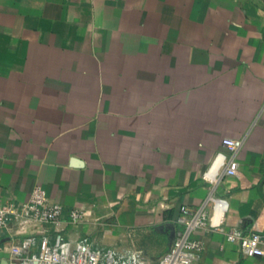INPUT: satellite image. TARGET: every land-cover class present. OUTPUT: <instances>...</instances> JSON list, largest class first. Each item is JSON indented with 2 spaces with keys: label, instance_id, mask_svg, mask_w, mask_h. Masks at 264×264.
I'll list each match as a JSON object with an SVG mask.
<instances>
[{
  "label": "crops",
  "instance_id": "obj_1",
  "mask_svg": "<svg viewBox=\"0 0 264 264\" xmlns=\"http://www.w3.org/2000/svg\"><path fill=\"white\" fill-rule=\"evenodd\" d=\"M225 137L241 141L238 173L211 184ZM35 185L62 205L65 238L150 264L180 207L224 199V231L191 233L192 264H264L224 234L264 235V0H0V204ZM41 232L10 222L0 264Z\"/></svg>",
  "mask_w": 264,
  "mask_h": 264
},
{
  "label": "built area",
  "instance_id": "obj_2",
  "mask_svg": "<svg viewBox=\"0 0 264 264\" xmlns=\"http://www.w3.org/2000/svg\"><path fill=\"white\" fill-rule=\"evenodd\" d=\"M225 152H217L210 167L203 174V179L211 184L218 176H237V152L241 141L229 137L221 140ZM210 203V209H205ZM227 209L224 199L209 195L204 204L196 209L182 206L176 218L181 227L176 231L169 250L163 254L156 264H192L203 250L199 240L191 238V233L200 229L224 231L223 221ZM69 224L78 226L86 220V212L80 208L69 211ZM63 207L58 202L51 201L46 191L35 185L29 198L23 203L0 204V235L10 222L21 226L36 222L49 225L52 236L46 232L40 235L23 234L17 242L8 245V264H150L139 252L130 250L117 253L112 249L98 250L93 248L87 237L76 239L65 238L62 220ZM225 240L237 243L240 253L245 257L264 256V235L251 231L243 233L236 228L224 232Z\"/></svg>",
  "mask_w": 264,
  "mask_h": 264
},
{
  "label": "water",
  "instance_id": "obj_3",
  "mask_svg": "<svg viewBox=\"0 0 264 264\" xmlns=\"http://www.w3.org/2000/svg\"><path fill=\"white\" fill-rule=\"evenodd\" d=\"M71 162H72L74 165H80V164H81V162H79V161H77V160H74V159H72ZM174 237H175V231L173 230V236H172V239H171V244H172V242H173V240H174ZM6 264H8L7 261H6Z\"/></svg>",
  "mask_w": 264,
  "mask_h": 264
}]
</instances>
